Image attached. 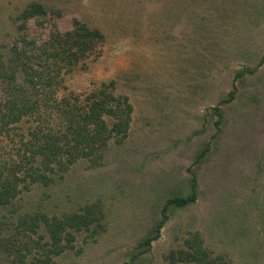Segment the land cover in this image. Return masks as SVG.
I'll list each match as a JSON object with an SVG mask.
<instances>
[{
    "label": "rangeland",
    "instance_id": "1",
    "mask_svg": "<svg viewBox=\"0 0 264 264\" xmlns=\"http://www.w3.org/2000/svg\"><path fill=\"white\" fill-rule=\"evenodd\" d=\"M74 24L100 37L40 126L92 112L104 131L49 171L38 157L44 181L0 134L4 174L24 178L0 207V264H264V0H0V62Z\"/></svg>",
    "mask_w": 264,
    "mask_h": 264
},
{
    "label": "trees",
    "instance_id": "2",
    "mask_svg": "<svg viewBox=\"0 0 264 264\" xmlns=\"http://www.w3.org/2000/svg\"><path fill=\"white\" fill-rule=\"evenodd\" d=\"M43 13L40 4H30L21 14L24 17L28 15ZM100 35L95 29H88L82 24H74L72 28L63 33H53L47 41L37 46L42 54H25L17 50L11 51L12 57L0 62V134H14L17 136V148L15 152V161L12 165L16 169L20 168L24 174L32 181L45 179V173L37 169L35 164L39 157L43 161L44 171H49V163L59 159V155L73 157L75 150H68L69 142L77 145L82 143L87 147L97 138L101 137L104 128L101 120L92 112L84 115H78L73 120H69L66 130L61 135H54L53 131L42 130L40 126V117L44 121L48 120L50 112L56 111L58 101L51 96L56 84L62 78V72L81 57L85 51L91 48L94 39ZM19 49V48H18ZM4 66V68H2ZM67 68H66V67ZM244 69L235 76H240ZM50 94V95H49ZM231 92L223 100L231 98ZM50 96V97H49ZM66 112L63 113V117ZM67 117V116H65ZM35 119V126L27 130H22L21 122L23 119ZM83 120L82 127L77 121ZM98 126V128H94ZM48 164V165H47ZM5 162L0 161V207L4 206L17 193L16 181L24 180L22 176H10L5 173ZM195 200L193 187L186 196H176L167 199L161 208V219L157 228L166 218L164 214L167 204L183 206ZM44 216L43 224L46 225ZM25 225L37 227L35 219L29 217ZM149 238L145 243H149Z\"/></svg>",
    "mask_w": 264,
    "mask_h": 264
}]
</instances>
